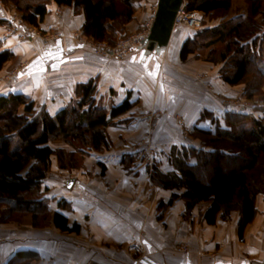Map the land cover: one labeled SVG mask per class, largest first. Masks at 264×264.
I'll return each instance as SVG.
<instances>
[{
	"label": "crops",
	"instance_id": "0c3cea01",
	"mask_svg": "<svg viewBox=\"0 0 264 264\" xmlns=\"http://www.w3.org/2000/svg\"><path fill=\"white\" fill-rule=\"evenodd\" d=\"M144 1L136 4L138 10L127 30L152 24L153 1L140 12L138 5ZM237 5L239 12H232ZM245 7L246 3L232 0V17L245 14ZM49 9L40 30L56 29L59 35L41 38L33 29L25 39L22 35L31 31L29 25L20 24L10 7L0 5V20L5 21L0 23L2 49L15 54L0 72V95L24 94L34 100L37 109L45 107L54 115L75 97L78 84L95 79L96 99L102 107L110 109L127 98L135 105L107 128L112 143L108 150L91 152L81 167L73 170L60 169L53 158L51 173L43 184L52 199V214L58 210V201L65 199L71 210L59 211L70 224H80V231L62 232L51 216L44 228L27 223L23 225L26 229L20 226L0 232L4 243L0 254L7 255L2 264L19 250L37 251L40 258L34 264H264L263 195L257 197L258 212L243 239L239 237L237 211L229 221L219 218L209 225L202 217L209 205L206 202L198 204L189 216H185L181 199L165 209L159 207L161 202L168 203L173 191L152 182L142 144H159L154 164L170 171L172 147L189 145L184 128L210 124L209 120L199 123L204 110L220 112L209 95L197 93L188 76L212 70V65L190 58L181 62L180 49L186 39L179 33L181 27L175 28L169 46L161 53L142 46L124 59H116L95 54L78 39L85 22L82 11L75 14L72 7L55 3ZM211 79L217 92L224 88L221 78ZM52 145L73 151L62 141ZM70 180L74 182L68 188ZM184 246L187 252L182 250Z\"/></svg>",
	"mask_w": 264,
	"mask_h": 264
},
{
	"label": "trees",
	"instance_id": "16d2710c",
	"mask_svg": "<svg viewBox=\"0 0 264 264\" xmlns=\"http://www.w3.org/2000/svg\"><path fill=\"white\" fill-rule=\"evenodd\" d=\"M139 0H0V5H13L28 25L40 27L50 12V5L72 7L82 11L85 22L82 34L94 41L114 46L127 24L134 17ZM141 1V0H140ZM247 15L229 18L216 27L196 30L183 42L180 59L200 58L198 49L208 50L205 60L223 64L222 81L231 86L246 84L245 93L253 98L264 86V57L258 33L264 26V0H245ZM232 0H185V8L207 16L227 14ZM258 16L263 22L258 23ZM1 24L5 21L0 20ZM0 40V72L15 59V54L2 49ZM254 69L253 79L247 82ZM97 82L90 79L77 85L75 97L63 109L51 115L43 107L37 109L30 97L21 93L0 95V209L3 220L30 216L34 228L45 227L52 216L54 226L62 232H79L80 224L69 223L59 210H71L65 200L58 201V210L51 211L52 199L43 188L52 169L53 158L60 169L81 166L91 152H104L111 147L107 128L114 119L135 105L129 98L121 104L104 108L97 102ZM232 106L221 119L204 110L199 123L210 121V127L196 125L191 135L204 147L173 146L172 169L164 172L155 163L150 177L153 183L173 191L168 203L185 202V216L203 202L208 207L203 220L216 224L221 218L229 221L239 212V237L257 215L258 195H264V112L261 116ZM62 141L73 148L68 152L52 143ZM6 211V212H5ZM5 212V213H4ZM6 222V221H5ZM40 255L34 250H19L5 264H34Z\"/></svg>",
	"mask_w": 264,
	"mask_h": 264
},
{
	"label": "rangeland",
	"instance_id": "374dc122",
	"mask_svg": "<svg viewBox=\"0 0 264 264\" xmlns=\"http://www.w3.org/2000/svg\"><path fill=\"white\" fill-rule=\"evenodd\" d=\"M151 1H153L151 8L153 10L154 9L156 10L157 9V5H156V1L157 0H145L144 4L138 5V8H139L140 12H142V11L145 12V8H147V6L150 5ZM139 2H140V0L135 3L134 10L137 9L136 8V4L139 3ZM240 2L242 4L246 3V7L245 8L247 10L244 12L245 14L242 13V14H239V15H247L248 10H249V3L247 1H245V0H239V3ZM153 4H154V7H153ZM3 6L5 8H9L10 7L13 10V12H14L13 16H14L15 20H16V18L18 19L20 24L21 23H25L21 19V14L16 10V8L13 5H6V6L3 5ZM73 11H74L75 14L81 13V11L77 12L74 9H73ZM234 11L235 12H239L238 5L235 6V9L232 10V12H234ZM196 14H198L201 17V19H202V25H201V27L198 30L203 29V28H208V27H216V26L220 25L221 23L227 21L229 18L232 17L231 11H229L227 14H214V15H210V16H207V15L201 13V12H196ZM256 21L258 23H262L263 22V17L258 16ZM149 25H150L149 23L145 24V26L143 25V26H141L140 28H138L136 30H132L131 28H130V30H127L128 28H126L124 33L121 34V37L119 38L117 43L114 46H111V47H115L118 44H122V42L127 40L128 37H130L132 35H135V34L141 33L143 31V29L147 30V27ZM29 27L31 29V33L30 32L25 33V35H24L25 39L29 38L30 34L33 33L32 32L33 29H35L36 32H37L35 34H37V36L41 37V38L50 39L52 37H55V36L59 35L58 31H56V29L53 30V31L45 33L43 30H40V27H35V26H32V25H29ZM180 31L181 32H179V33L182 34L185 38H188L189 36H191V35H193L195 33V31H192V30L184 28V27H181ZM258 35L261 37L260 40H262V41H259L258 43H259V45H261V48L263 49V52H261V55L264 57V26L261 28V30L258 33ZM77 36H78V39H83L88 45L92 46L91 44L94 41H92L91 38H88V37L84 36L82 34V31H80ZM106 44L109 45L108 43H106ZM198 51L201 54L200 58H196L195 56H190L189 58L192 59V60L206 61L205 60V56H206L208 50H206V49H198ZM129 55H131V54H129ZM188 59H187V61H188ZM206 62H208V61H206ZM182 63H184V62H182ZM210 64L212 65L211 66L213 68L212 70L210 69V70H206V71L200 72V73L196 72V73H193L192 75H188V76L193 80V84L195 85V88H196V89L195 88L194 89L197 90V93L204 91V93L206 95H209L211 97V99L214 100V102H216L217 105L220 107V112H218V115L213 112L215 116L217 115V118L221 119L223 114H224V112L226 111V109H229L232 106L239 107L237 109H240L242 107L241 109H244V111H247L248 113H254V115L257 116V117L263 115V112H264V86L259 91V93H257V95H255L253 98H248V95L245 93V90L247 88L246 84H240V85H237V86H231L229 84H226L223 81L225 83L223 85L224 88H220L219 92H217V90H218L216 88L217 86L216 85H214L215 87L213 86L214 83L212 84L213 79H211V76L212 77L214 76V77L221 78L220 71L224 67V65L223 64L214 65L213 63H210ZM253 73H255L254 69L252 70L251 75H249V77L247 79V82H249V81L251 82L252 81V79L254 78L253 77V75H254ZM178 121H179L178 123L184 128V126H183L184 122L182 123V118L181 117L178 118ZM199 126L204 127V128H208V127H210V124L207 122V124L205 126H202V125H199ZM184 130H185L184 133H183L184 134V139H186V140L189 139L190 140L189 141V145L196 146V147H199V148L209 149L207 147H204L199 139H196V138H194L191 135L193 129L188 130L187 128H184ZM142 145H144L143 148L146 147L145 150H147V153H145V150H144V157H147V158L149 156L150 150H155L157 145L160 146L159 144H156L153 141H148L147 143H143ZM161 145L163 146L165 144L161 143ZM84 158L85 157H83V159ZM152 167L153 166L149 167V174L152 171ZM3 215H6V214H2V208H1L0 209V232H5V231L10 232V231L15 230L16 227L18 228V227L23 226V225H25L27 223L31 224V218H30L29 215L28 216H22L20 220H17V219L3 220ZM47 224H48V221H47L45 227L47 226ZM23 229H26V228L24 227ZM9 240L10 239L8 238V241ZM0 244L3 245L4 243H2V241L0 240ZM6 246H7V248H10V245H6ZM5 258H7L6 254H5V256L0 254V264H2L4 262Z\"/></svg>",
	"mask_w": 264,
	"mask_h": 264
},
{
	"label": "built area",
	"instance_id": "2783aa9c",
	"mask_svg": "<svg viewBox=\"0 0 264 264\" xmlns=\"http://www.w3.org/2000/svg\"><path fill=\"white\" fill-rule=\"evenodd\" d=\"M201 25H202L201 17L198 14H196V12L188 11L185 8V4H184L176 15L175 26L184 27L192 31H196L201 27ZM150 27L151 25L147 27V30L143 29L141 33L128 37L127 40L122 42V44H118L115 47H111L107 45L106 42H98L92 40L94 41L91 44L92 50L97 55L114 57L116 59H124L126 56H128L129 54H133L138 48L143 46L144 40L149 35ZM13 30H16V27H13ZM22 36L24 38V35ZM145 153H147V150H145ZM156 155L157 152L155 150H150L148 156V162L150 166L154 165V162L156 160ZM182 250L184 252H187L188 247L184 246L182 247Z\"/></svg>",
	"mask_w": 264,
	"mask_h": 264
},
{
	"label": "water",
	"instance_id": "95a60500",
	"mask_svg": "<svg viewBox=\"0 0 264 264\" xmlns=\"http://www.w3.org/2000/svg\"><path fill=\"white\" fill-rule=\"evenodd\" d=\"M184 4L185 0H158L149 35L143 42L147 50L161 53L169 46L176 28V15ZM73 182V180L69 181L68 188Z\"/></svg>",
	"mask_w": 264,
	"mask_h": 264
}]
</instances>
